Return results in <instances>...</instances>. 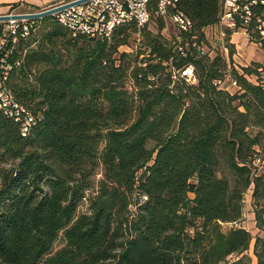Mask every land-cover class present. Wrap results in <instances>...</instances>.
I'll return each instance as SVG.
<instances>
[{
    "label": "trees",
    "instance_id": "trees-1",
    "mask_svg": "<svg viewBox=\"0 0 264 264\" xmlns=\"http://www.w3.org/2000/svg\"><path fill=\"white\" fill-rule=\"evenodd\" d=\"M220 2L179 0L193 23L180 43L159 18L156 32L122 26L110 41L55 22L19 43L7 83L37 123L23 138L0 111V264H247L227 262L253 239L229 223L250 191L264 232V64L229 72L223 54L204 52ZM135 32L139 48L120 51ZM188 64L196 83L173 80ZM227 76L234 92L215 83ZM254 254L264 264L260 236Z\"/></svg>",
    "mask_w": 264,
    "mask_h": 264
},
{
    "label": "built area",
    "instance_id": "built-area-1",
    "mask_svg": "<svg viewBox=\"0 0 264 264\" xmlns=\"http://www.w3.org/2000/svg\"><path fill=\"white\" fill-rule=\"evenodd\" d=\"M76 1L82 2L52 15L73 37L110 41L119 27L133 25L139 30L148 27L151 22L156 23L157 18L174 25L179 43L181 36L191 34L193 30V23L180 9L179 0H162V10H154V0H63L54 5ZM54 5L38 10L13 8L0 14L9 17L0 21V111L20 127L23 138L28 137L29 130L36 125L37 116L18 101L7 82L10 71L20 67L23 61L21 55L12 59L14 52L19 43L35 31L39 19H16L12 16L40 12ZM141 5L150 6V13L141 14ZM259 6H264V0H221L219 20L211 29L217 30L223 41L228 32L238 30L243 32L247 40H252L253 36L264 40V13L259 15L253 11ZM124 48H120V51H126ZM179 50H182V46ZM171 74L173 80L181 78L189 84L196 83L193 64L181 69L172 68ZM215 83L228 92L238 89L236 81L229 76ZM235 224L229 223V226L235 227Z\"/></svg>",
    "mask_w": 264,
    "mask_h": 264
},
{
    "label": "rangeland",
    "instance_id": "rangeland-1",
    "mask_svg": "<svg viewBox=\"0 0 264 264\" xmlns=\"http://www.w3.org/2000/svg\"><path fill=\"white\" fill-rule=\"evenodd\" d=\"M49 17L51 18L47 20H45L44 18L39 19L36 24L35 31L32 34H30L29 37L25 39V41L39 40L42 37V34L45 31L49 30V28L51 27V24L57 22L53 16H49ZM164 25L165 27L162 29L160 33L163 37L170 38L173 34L176 35L177 30L170 21H167L166 23H164ZM157 26L158 25L155 22H151L148 25V29H150L152 32H156ZM204 34L206 37V44H204L203 46L204 52L208 54L211 58L215 55L216 52H220L221 54H223L225 58L227 59V63L229 64L228 69H227L229 72L233 68L237 70L238 72H241L240 64L248 63L252 61V59L253 60L261 59L262 56H264V46H262L261 44H256V42L253 40H247L241 30L236 31V33L233 35V42L239 45L240 47L237 51H235L236 54L235 56H232V60H230L228 56L230 47L232 46L230 42H228V40H225V39L224 41L221 40L218 35V31L215 29L205 28ZM137 38L138 36L135 32L132 35L128 43V46H126L127 48L126 47L124 48L126 51H122V52H128V53L132 52V54H134L135 50L139 48V44H138L139 39ZM36 45H37V41H33L30 47H35ZM233 64L236 65L237 67L232 66ZM251 80L255 81V78L251 77ZM231 91L234 92L235 89H231ZM261 170H262V173H264V169H261ZM224 175L225 177L228 178L230 185L234 186L235 179L233 175H231L227 170L224 171ZM189 197L193 198V194L190 193ZM138 199H139L138 195L135 194L132 200L133 203L130 206V210L132 213H134L136 210L134 203L137 202ZM242 204H243L242 205V218L237 223V226L243 227L246 230H248L250 234L252 235L253 239L250 243L249 250L246 253L240 254V255H232L228 257L227 262L228 263L235 262L242 257L243 260H245L247 264H257V259L254 254V238L256 236H260L264 238V232H261L256 228L255 221H254L253 207H252V195L250 191H247L243 194ZM84 209L85 208L83 207L81 211H84ZM221 227H222V230L224 231L229 228L228 225H222ZM62 245H63V240L60 236L54 245V249L60 248Z\"/></svg>",
    "mask_w": 264,
    "mask_h": 264
},
{
    "label": "crops",
    "instance_id": "crops-1",
    "mask_svg": "<svg viewBox=\"0 0 264 264\" xmlns=\"http://www.w3.org/2000/svg\"><path fill=\"white\" fill-rule=\"evenodd\" d=\"M61 1L63 0H0V14L9 12L13 8H19L21 10H38V9H41L47 6L57 4L58 2H61ZM206 29H211V26L207 27ZM235 33L236 32L232 33L229 36V40H228V42H230V44L232 45V48L234 49L233 56H235L236 54L235 51H237L240 47L239 45L233 42V35ZM251 62H259L261 64H264V56H262L261 59H255V60L252 59V61L248 63L240 64V67L247 66ZM233 66H236V65L233 64Z\"/></svg>",
    "mask_w": 264,
    "mask_h": 264
},
{
    "label": "water",
    "instance_id": "water-1",
    "mask_svg": "<svg viewBox=\"0 0 264 264\" xmlns=\"http://www.w3.org/2000/svg\"><path fill=\"white\" fill-rule=\"evenodd\" d=\"M80 2H82V1H76V2L69 3V4L54 5V6L50 7V8H47V9H45L43 11H40V12L24 14V15H15V16H12V17L16 18V19H21V18L33 19V20L43 19V18L52 16L53 14H55L57 12H60V11L66 9V8L72 6V5L79 4ZM8 18L9 17L6 16V15H0V21L1 20H7Z\"/></svg>",
    "mask_w": 264,
    "mask_h": 264
},
{
    "label": "bare ground",
    "instance_id": "bare-ground-1",
    "mask_svg": "<svg viewBox=\"0 0 264 264\" xmlns=\"http://www.w3.org/2000/svg\"><path fill=\"white\" fill-rule=\"evenodd\" d=\"M154 1L157 4L156 10H162V0H154ZM148 13H150V6L141 5V14H148ZM29 133H30V130H29Z\"/></svg>",
    "mask_w": 264,
    "mask_h": 264
}]
</instances>
